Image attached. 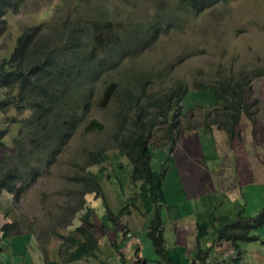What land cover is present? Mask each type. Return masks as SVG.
Returning <instances> with one entry per match:
<instances>
[{"label": "trees", "instance_id": "1", "mask_svg": "<svg viewBox=\"0 0 264 264\" xmlns=\"http://www.w3.org/2000/svg\"><path fill=\"white\" fill-rule=\"evenodd\" d=\"M25 1L0 0V39L6 33L8 13L19 12ZM180 1L177 11L170 7L162 13L168 15L170 10L171 16L173 12L175 15L178 13L197 16L219 3L230 0ZM91 2L93 5V0L89 1ZM105 16L107 15L98 13L95 20L83 24L84 19H76V16L67 19L63 25H60L59 21L56 26L29 28L18 38L11 57L0 60V89L6 91L0 101V112L15 109L18 117L11 118L10 121L17 123L20 127L18 138L12 147L14 152L0 160V195H12L17 201L25 197L45 169H50L57 164L58 157L78 135L80 128L85 126L88 133L96 131L99 134L105 133L104 139H98L100 145L96 143L97 138L94 142L88 140L90 143L84 144L81 152L74 156L76 159L71 163L72 167L77 168L78 171L74 172V175H67V179L74 185V188L66 195L69 200L65 207L70 210V217H74L87 207L86 201L89 195L104 200L108 213L100 219L104 232L115 229L118 222L123 220L124 214L132 215V210H135L143 219H147L145 221L147 236L160 261L163 264H175L167 247L164 236L165 226L161 220L159 207L168 202L165 190L167 186L164 183L172 160L171 154L174 153L181 134L184 116L182 103L188 96L187 87L183 88L181 84H178L163 93H158L148 90L151 85L150 80L139 88L125 91L121 90L124 83H112L110 86L101 87L102 96L107 97L111 94V107L112 109L116 107L115 126L110 115L111 127L107 131L104 124L90 116L95 104L93 98L96 84L103 79L105 73L116 70L119 67L118 64L124 59L142 54L143 50L128 51V47L124 46V37H130V43L137 45L148 41L157 42L162 33V26L157 25V28L145 26L144 28L142 24L145 23L137 27L130 26L119 35H114L112 41L105 42L103 37L98 35L104 31L110 33L109 23L101 27ZM156 16L157 19L164 20L160 15ZM112 21L113 24L117 18H113ZM45 27L46 30H44ZM91 31L96 37L95 43H91ZM46 32L48 35H45ZM140 33H143V37ZM44 39L48 41L43 43ZM259 75L257 72L254 75L240 76L241 80L229 76L225 80L203 86L206 90L210 89V99L217 104V110L223 111L225 118L222 122L214 123L212 128L209 125H206L207 127L203 125V129L209 133V129L211 132L215 127L226 134L230 148L233 141L240 143L239 125L242 118L245 117L250 123H255L245 102V95L251 90L252 77L257 78ZM136 84L134 82L132 86ZM201 88L198 87L199 90ZM194 105L197 106L195 99ZM191 107L195 108L192 102ZM151 110L159 112L161 126L165 127L164 135L157 144L151 143L145 126ZM25 113L29 115L19 119V116ZM4 134L5 132H1L0 137ZM209 140L215 141V138L210 137ZM259 144L257 147L263 152L260 155V150L255 147L254 161L264 162V149ZM154 146L170 149V155L159 171L152 167L151 149ZM109 147H116L120 156L129 159L132 165L131 182L137 186L134 196L129 197L130 202L117 211H112L108 202H105L103 182L100 177L89 171L93 166H101L110 161ZM3 148H5L4 144L0 143V149ZM249 149L247 148V151L251 156L253 151ZM80 220L82 225L75 227L76 229L68 236L59 235L65 242L72 245L71 248H74L68 252L65 264L99 257L101 246L94 234L96 227L92 221L91 209L87 210ZM20 223L27 226L29 233L33 234L31 226ZM18 224L14 222L0 226L2 238L7 240L15 237L13 234ZM67 224V221L63 220L62 225ZM125 225L127 223H124L123 227ZM263 227L264 209L254 217L246 216L243 211L235 212L232 216L217 217L214 211L208 221L196 223L195 230L198 244L213 233L215 244L229 243L232 248L238 249L237 259L235 258L231 264H243V261L239 259L241 253L238 243L260 241L259 230ZM38 229L39 227H36L35 231ZM56 229L59 228L55 227ZM42 232L43 229L39 235H43ZM111 247L115 252L118 250L121 252L120 264H126L135 256V264L148 263L141 257L140 245L131 252H125L120 250L118 241L113 240ZM20 248L25 249L24 246ZM25 252V250L21 251V253ZM213 254L212 249L197 246V254L190 264L197 262L210 264L208 260Z\"/></svg>", "mask_w": 264, "mask_h": 264}, {"label": "rangeland", "instance_id": "2", "mask_svg": "<svg viewBox=\"0 0 264 264\" xmlns=\"http://www.w3.org/2000/svg\"><path fill=\"white\" fill-rule=\"evenodd\" d=\"M89 1L26 0L19 12L11 11L6 17V33L0 39V60L11 57L18 38L29 28L36 29L45 25L56 26L59 21L61 22L60 25H63L67 19L76 16V19H84L83 24L95 20L98 13L106 14L101 27L109 23L110 33L107 31L98 33L105 42L112 41L114 35H119L130 26L137 27L141 23H145L142 24L144 28L145 26L157 28V25H161L162 33L157 42L150 43L148 41L137 45L130 43V37H124V46L128 47V51L143 50L142 54L124 59L118 64L119 67L116 70L105 73L103 79L95 86L93 98L95 104L90 116L104 124L108 131L111 127V123H109V116L111 115L110 118L115 126L116 107L112 109L110 104L112 95L103 97V93L100 91L101 87L110 86L112 83H124L121 90L125 91L139 88L150 80L151 85L148 90L158 93H163L173 86L181 84L183 88L187 87L188 96L182 103L184 116L179 139L184 138L183 148L185 146L193 148L192 141L193 139L194 141L197 140L199 132L200 139L206 136L210 137L202 125H209L212 128L214 123L225 120L223 111L217 110V104L210 99V89L206 90L203 86H209L229 76L241 80L240 76L254 75L259 72V77H252L251 90L245 95V102L255 123L252 124L243 117L239 125L240 147L250 148L249 150L253 151V154H251L249 161H254L256 144H264V0L222 2L205 11L199 18L190 17V14L177 13L175 15L174 12L173 17L170 10L168 15L162 13L170 7L177 11L180 0H93V5ZM78 13L80 14L77 15ZM156 15H160L164 20L157 19ZM113 18H117V21L112 24ZM90 33L92 35L91 43L97 42L93 31ZM45 35H48V32ZM140 36L143 37V33H140ZM45 41L48 40L44 39L43 43ZM55 42L57 43V41ZM134 82L137 83L136 86H132ZM198 87H202L201 90ZM5 94L6 91L0 89V101ZM194 99L197 101V106L194 105ZM190 101L195 108L191 107ZM27 115L29 113L20 115L19 119ZM17 117L18 113L15 109L0 112V133L5 132L3 137H0V143L5 146V148L0 149V160L5 159L7 154L14 152L12 147L18 138L20 127L17 123H12L10 119ZM145 126L151 143L157 144L163 137L165 128L161 126V118L157 110H151ZM214 130L215 127L211 133ZM77 134L58 157L57 164L50 169H45L43 175L20 201L9 194L0 195V226L18 222L17 230L13 235L24 240L26 238L27 249L25 253H20V257L16 256L15 258L4 255L1 249L0 264H49L51 262L65 264L68 252L74 248H71L72 245L65 242L59 235L68 236L76 229L75 227L81 226L80 218L89 209H91L92 221L96 227L94 234L100 241L101 251L98 253L97 259L86 258L74 264H120L121 252L119 250L114 251L111 247L112 241H118L120 250L127 252L130 250L131 243V238L128 235L137 232L136 228H142L138 229L139 232L144 229L142 233L147 235V224L137 226L136 222L130 218L131 215L127 214L122 216L123 220L118 222L115 229L104 232L100 219L108 215L107 209L104 200L93 195L87 197V207L84 210L74 217H70L71 212L65 207L69 200L66 195L74 188V185L67 179V175H74V172L78 171L71 165L76 159L74 156L81 152L84 144L90 143L88 140L94 142V139L97 138L96 143L99 144L98 139H104L106 136L105 133L99 134L97 131L88 133L85 126L80 128ZM218 134L220 133L218 132ZM214 138L217 148L223 151L219 144L218 135H215ZM232 144L237 146L234 141ZM226 146L230 149L228 144ZM240 147H237L239 151H241ZM153 149L155 146L151 149L152 167L159 171L169 157L168 150ZM262 152L263 150H260V155ZM108 155L110 157L109 162L101 166H93L89 171L100 177L103 182L105 202H108L112 211H117L121 206L130 202L129 197L134 196L137 186L131 182L132 165L129 159L120 156L116 147H109ZM241 165L245 168V165L242 163ZM247 170L252 172L250 168ZM252 175L253 173H246L247 177ZM255 175L258 179L263 177L257 173ZM166 186L169 196L177 190V186L171 179ZM202 194L203 191L197 192L195 189L191 197L188 194V199L199 197ZM174 198L177 196L175 195ZM232 198L228 195V200H232ZM212 200L217 201V196ZM166 206L167 204H163L159 207L162 223L164 220L174 223L173 221H179L183 217L181 212L176 210L170 212ZM229 206L230 204H226L224 208ZM233 214L230 213L229 216ZM63 220L67 221L68 224L62 225ZM20 222L31 226L33 234H30L29 228ZM124 223H127L125 227H123ZM36 227H39L37 231H35ZM55 227L59 229L55 230ZM1 228L0 247L11 246L12 243H9V240L13 237L10 235L7 240L1 238L3 237ZM42 229L43 235H39ZM52 231L54 232L51 233ZM137 235L135 234L133 238L137 239ZM243 243L245 242L238 243V246L241 253L239 259L244 264V250L243 253L240 250V245ZM6 249L8 250L7 254L12 255V250L9 247ZM142 250L144 251V246L140 254L145 259ZM152 251H154L153 246ZM237 254L238 249L235 250L232 259L231 251L228 254L229 259L233 261ZM153 255L150 254L146 258L153 259ZM135 259L136 256L131 258L132 262L127 261L126 264H135Z\"/></svg>", "mask_w": 264, "mask_h": 264}, {"label": "crops", "instance_id": "3", "mask_svg": "<svg viewBox=\"0 0 264 264\" xmlns=\"http://www.w3.org/2000/svg\"><path fill=\"white\" fill-rule=\"evenodd\" d=\"M214 135H218V138H220L219 144L222 146L223 151L218 149L216 142L214 140L210 141L207 136L200 139V142L197 135V140L194 141L193 139L192 141L193 148H187L186 146L183 148L184 138H182L179 140L167 172L166 178L168 180L165 179L164 184L167 185L171 179L174 185L177 186V190L169 196L165 188L168 199L166 207L169 208L170 212L176 210L183 215L179 221H173L174 223H172V221L166 222L164 220L163 223L167 247L175 264H190L197 254V246H201L203 249H212L214 254L210 256L208 263L231 264L232 260L229 259L228 254L232 251L231 257L233 259L235 249L229 243L215 244L213 233H210L209 238L198 244L197 231L195 230L196 223L208 221L214 211L217 217L229 216L230 213L233 214L238 211L245 212L246 216L254 217L264 209V190H262L264 188V162L261 160L249 161L250 155L246 146L241 148L240 143L236 140L234 143L237 146L233 145L231 149H228L226 146L227 135L221 131L215 129L212 135L208 134L211 137H214ZM259 145L264 149V144ZM238 146L241 151L237 149ZM256 148L261 150L258 147ZM241 163L245 165V168ZM248 168L252 172H249ZM242 173L245 175L243 176ZM246 173H253V175L247 177ZM255 173L263 177L258 179ZM195 189L197 192L203 191V194L189 200L188 194L191 197ZM234 192L236 193L234 194ZM175 195L177 198H174ZM228 195L233 197L232 200H228ZM215 196L218 198L217 201L212 200ZM226 204H230V206L224 208ZM132 211L133 214L130 218L136 222V225H145L147 219H143L137 211ZM138 229L142 228H136L137 232L131 234V236L128 235L131 238V243L130 250L127 252L133 251L140 242L141 249L144 246L142 255L147 260V264L162 263L152 251V244L146 233H142L144 229L141 232ZM260 231H264V227L259 230L260 241L245 242L240 245L242 253L244 250V264H264V232L261 233ZM135 234H138L137 239L133 238ZM25 241L26 239L13 237L9 240L12 245H4L0 247V250L2 249L4 255L6 254L8 257H20L22 250L27 251ZM21 246H24L25 249L20 248ZM8 247L12 250L10 256L7 254L8 250L6 248ZM150 254L154 256L153 259L146 258ZM129 261L132 262L131 259Z\"/></svg>", "mask_w": 264, "mask_h": 264}, {"label": "clouds", "instance_id": "4", "mask_svg": "<svg viewBox=\"0 0 264 264\" xmlns=\"http://www.w3.org/2000/svg\"><path fill=\"white\" fill-rule=\"evenodd\" d=\"M189 1H192V0H189ZM231 1V0H230ZM229 2V1H228ZM228 2H225V3H228ZM211 9V8H210ZM210 9H207V10H210ZM207 10H205V11H207ZM205 11L204 12H202L201 14H203V13H205ZM201 14H199V15H197V16H192V15H189L190 17H194V18H199V16L201 15ZM227 78V77H226ZM225 80V79H224ZM202 127H203V125H202ZM217 130V129H216ZM205 131V130H204ZM206 132V131H205ZM207 133V132H206ZM204 134V133H203ZM209 135H212V133L211 132H209L208 133ZM205 135V134H204ZM240 135V134H239ZM215 136V135H214ZM211 137V136H210ZM209 137V138H210ZM198 138H199V141L201 142V140H200V132L198 133ZM179 140L180 139H178V144H179ZM217 144V143H216ZM226 144H227V142H226ZM178 146V145H177ZM232 147H233V144H232ZM177 148V147H176ZM176 148H175V150H176ZM156 149H159V148H155V149H153V150H156ZM163 149H167L168 150V155H170V149H169V147H163ZM231 149V148H230ZM175 152V151H174ZM173 155H174V153L173 154H171V157H172V159H173ZM169 168H170V165H169ZM169 168H168V170H169ZM129 236H131V234H129ZM122 239V238H121ZM119 246H120V243H119Z\"/></svg>", "mask_w": 264, "mask_h": 264}]
</instances>
